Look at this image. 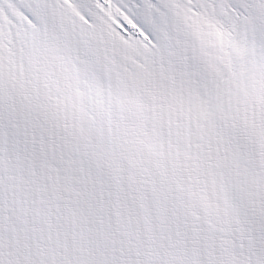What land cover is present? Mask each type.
<instances>
[{"label": "snow or ice", "instance_id": "6c2138e0", "mask_svg": "<svg viewBox=\"0 0 264 264\" xmlns=\"http://www.w3.org/2000/svg\"><path fill=\"white\" fill-rule=\"evenodd\" d=\"M0 264H264V0H0Z\"/></svg>", "mask_w": 264, "mask_h": 264}]
</instances>
